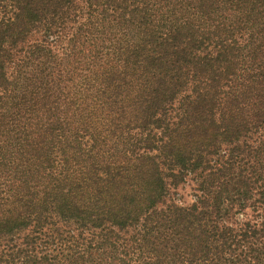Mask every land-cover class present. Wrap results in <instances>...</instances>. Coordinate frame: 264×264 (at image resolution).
Masks as SVG:
<instances>
[{
    "label": "trees",
    "instance_id": "obj_1",
    "mask_svg": "<svg viewBox=\"0 0 264 264\" xmlns=\"http://www.w3.org/2000/svg\"><path fill=\"white\" fill-rule=\"evenodd\" d=\"M0 264H264V0H0Z\"/></svg>",
    "mask_w": 264,
    "mask_h": 264
},
{
    "label": "rangeland",
    "instance_id": "obj_2",
    "mask_svg": "<svg viewBox=\"0 0 264 264\" xmlns=\"http://www.w3.org/2000/svg\"><path fill=\"white\" fill-rule=\"evenodd\" d=\"M178 198L181 202L188 203L190 202V196H189V187H179L178 189Z\"/></svg>",
    "mask_w": 264,
    "mask_h": 264
}]
</instances>
